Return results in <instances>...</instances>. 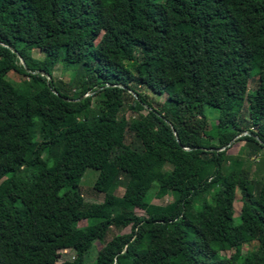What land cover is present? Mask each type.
<instances>
[{
    "label": "trees",
    "instance_id": "obj_1",
    "mask_svg": "<svg viewBox=\"0 0 264 264\" xmlns=\"http://www.w3.org/2000/svg\"><path fill=\"white\" fill-rule=\"evenodd\" d=\"M234 138L264 161V0H0V264H264V175L228 167Z\"/></svg>",
    "mask_w": 264,
    "mask_h": 264
},
{
    "label": "rangeland",
    "instance_id": "obj_2",
    "mask_svg": "<svg viewBox=\"0 0 264 264\" xmlns=\"http://www.w3.org/2000/svg\"><path fill=\"white\" fill-rule=\"evenodd\" d=\"M31 56L33 58L39 59V58H41L42 55L38 50H32ZM52 77L56 80L59 79L63 83H67L69 81V78L72 77V75H71L70 71H63L61 68V63L59 62L55 66V68L52 72ZM5 79L7 81L9 79L13 84H20L24 80V77L17 75L13 72H9V73H7ZM255 79H256L255 71H252L250 74V78L248 79V82H247V91L253 92V88L255 87ZM139 91L143 94H146V96L149 97L151 99V101L154 103H159L164 98L163 95L162 96H154L144 89H139ZM126 102H129V99H126ZM123 113H124V117L126 119L131 118V115H130L129 111L126 109V107L123 108ZM244 113L245 112L240 113V116H239V127L241 129H245V127L247 125L246 121H245L246 115ZM204 115H205L206 121H207L206 131H207V133H212L213 125L215 124L214 117H215L216 113L211 108L204 107ZM243 134H244V132H242L240 135H243ZM235 138H237V137H235ZM235 138H234V140H235ZM234 140L231 141L230 144L228 145V149L226 150V153L228 155H231L232 157L235 156L236 154H238L241 157L240 159L242 161H241V163L236 162V161H232L230 163L228 162V164H227L228 167L234 168V169H247L248 177H250L251 179H253L255 181H258L264 175V161L261 160L262 152H261V154H259L257 156L250 157L249 159H247L244 156L243 151L239 150L242 143L241 142L235 143ZM128 141H129L130 147L132 149H138L139 140L136 137L132 136L131 138L128 139ZM95 174H96L95 171L90 170V169H86V170H84L81 178L78 181V189H79V192L82 195L85 203L100 202L101 201L102 195L100 193H96V192L91 190V185H92L93 180L95 178ZM125 181H126L125 175H119L118 176L117 185H116V188L114 191V193L116 195L121 194ZM173 196L174 195L172 193H168L167 195H165L160 200L149 197V200H147V201L149 203H153V204H165V203L170 202L171 199L173 198ZM239 207H240V204L238 201V192L236 190L235 199L232 203V210H233L232 211V221L234 224H237L239 222ZM134 211L137 215H140L142 212V207L136 206L134 208ZM89 223H90V221L80 220L77 222L76 225L78 227H82V226H85ZM128 231L129 230L127 227L120 229V230L110 229L109 233H107L104 240L105 241L108 240L114 233L125 234V233H128ZM101 244L102 243H98L96 241L93 242L92 246L88 250V253L86 255V259L90 258L93 260L95 255H96V251L100 247ZM254 246H255L254 243L245 244L240 248V251L241 252L249 251L252 248H254ZM58 253H59V255H58L57 263H60L62 261H71L72 258L74 257V252L71 249L59 250Z\"/></svg>",
    "mask_w": 264,
    "mask_h": 264
},
{
    "label": "water",
    "instance_id": "obj_3",
    "mask_svg": "<svg viewBox=\"0 0 264 264\" xmlns=\"http://www.w3.org/2000/svg\"><path fill=\"white\" fill-rule=\"evenodd\" d=\"M11 52H13L14 53V50H12L11 49ZM19 62H20V64L22 65V67L24 68V65H23V62H22V60L19 58ZM25 69V68H24ZM25 71L27 72L28 70H26L25 69ZM38 74H40V75H44L42 72H37ZM46 77V79H49V77L48 76H45ZM54 94H55V92H53ZM171 131H172V133L174 134V132H173V129L171 128ZM175 136V135H174ZM234 139H232L231 141H233ZM230 141V142H231Z\"/></svg>",
    "mask_w": 264,
    "mask_h": 264
}]
</instances>
